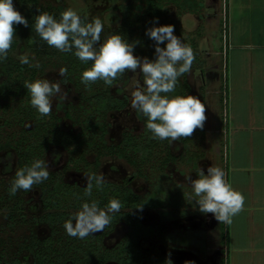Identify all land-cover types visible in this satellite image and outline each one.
<instances>
[{
	"label": "trees",
	"instance_id": "16d2710c",
	"mask_svg": "<svg viewBox=\"0 0 264 264\" xmlns=\"http://www.w3.org/2000/svg\"><path fill=\"white\" fill-rule=\"evenodd\" d=\"M109 1L122 15V20L118 24L106 22L102 12L93 7L90 9L94 11L80 13V15L86 20L96 16L102 19L104 27L101 32V42L107 35L119 32L129 42L139 41L134 49L141 56L149 58L153 55L154 42L145 34V28L151 26L153 17L159 18L158 23H172L175 26V34L188 43V38L180 32L184 30L181 17L185 13H194L203 17V8L206 5L205 0ZM13 3L29 20V24L28 26L14 25L16 36L7 58L0 62V162L2 161L5 172H10L6 181L0 178L2 188L0 209H4L7 213L6 216L2 214L4 220L0 224V264H67V261H71L70 264H102L101 262L105 259L113 258V255L107 250H100V239L93 236L83 239L69 236L63 228L64 221L77 210L80 204L77 197L89 199L83 196V187L86 184L67 180L66 172L68 170L97 172L101 159L107 155L126 158L128 162L138 167L135 171L136 175L150 181L151 190L147 193L149 196L140 197L128 186L115 185L108 181L103 190L94 188L91 197L97 199L101 206L107 203L109 198L120 199L122 208L113 214L110 225L123 217L132 220L137 217L135 225L132 224L134 235L131 232L127 241L133 250L136 247V241L142 235L152 239L159 234L153 226L139 222L141 210L137 205L157 206L159 204L157 197L161 193V181L170 179L166 168L169 163L178 161L180 157L176 156L171 149L179 147V144L175 145L173 142L170 144L166 139H153L149 130L144 127L145 117L139 113L137 116L143 124L140 133L133 134L129 133L130 130H126L127 134L124 135L121 144L116 146L108 142L106 136L110 126L109 114L115 110H122L129 102L127 93L122 87L117 86L128 82L129 71L115 80L111 86L98 80L85 87L80 81V74L88 65L82 64L70 52H61L49 46L33 27L38 10L47 11L58 17L59 13L69 6L62 2H45L44 0H13ZM220 23L222 25V22ZM192 34L191 31L193 43L190 45L195 54L192 68L197 67L203 70L200 48L195 47V34H193L194 37ZM23 53H27L30 59L34 56L39 60L40 67L21 64L18 55ZM224 63L226 77L222 81V88L225 80L229 91L226 56ZM60 66H66L68 69L67 83L60 79L67 89L75 94V98L59 99L48 115L41 116L30 105L29 94L23 81L44 78L47 70L59 69ZM188 74L189 72L178 78L176 91L171 94H190L192 83ZM66 120L69 121V126L64 125ZM179 140L182 141L184 152L189 153L187 160H193L196 165L197 158L203 153L198 154L190 149V143L193 141L192 134L181 137ZM62 155L63 157L65 155L64 159H61ZM35 157L44 158L47 161L48 179L33 185L28 191L19 190L15 195L10 196L8 186L15 170L30 163ZM59 162H62L61 166L57 164ZM227 167L224 166L226 175ZM167 194H171L170 191ZM177 194L185 196L186 192H177ZM41 228L45 231H41ZM228 240L229 223L222 222L219 242L227 247L226 264L228 263ZM193 242L197 246L196 238ZM151 254V259L157 264L159 260L155 250H151Z\"/></svg>",
	"mask_w": 264,
	"mask_h": 264
},
{
	"label": "clouds",
	"instance_id": "9594fccd",
	"mask_svg": "<svg viewBox=\"0 0 264 264\" xmlns=\"http://www.w3.org/2000/svg\"><path fill=\"white\" fill-rule=\"evenodd\" d=\"M103 0H97L102 3ZM153 17L145 34L154 42L152 58L134 55L135 42H129L119 32L107 35L101 42L104 22L99 16L86 20L73 7L63 9L59 16L47 11H37L33 27L40 38L49 46L61 52L72 53L82 64L88 65L80 74V81L88 87L102 80L105 85H113L123 74L131 71L129 84V108L143 117L153 139L168 140L171 144L181 137L191 136L194 129L203 128L205 104L193 94H171L176 91L178 78L192 69L195 59L193 48L174 32L172 23H158ZM190 21V22H189ZM196 19L185 16L183 27L191 31ZM29 20L14 6L13 0H0V62L4 61L14 40V25L28 26ZM163 45V46H162ZM21 64L40 67V61L29 58L27 53L19 54ZM89 61L91 63L89 64ZM64 83H67L68 69L60 66L56 70ZM29 94V103L41 116L52 110L53 98L66 99L68 92L62 90L61 80L48 78L24 80ZM195 177L185 175L191 191L187 200L194 202L201 213H212L224 223H231L232 217L243 207L244 195L227 180L225 170L218 164H210L206 171L196 169ZM86 185L76 211L63 223L67 235L83 239L96 232H103L113 220V214L122 208L119 198H109L103 206L92 197L94 188L103 190L108 182L102 172L83 171ZM49 177L48 163L44 158L35 157L30 163L18 167L8 186L10 196L19 190L28 191ZM138 208L142 207L137 205ZM0 214L7 215L4 209ZM184 264H194L186 260Z\"/></svg>",
	"mask_w": 264,
	"mask_h": 264
},
{
	"label": "rangeland",
	"instance_id": "374dc122",
	"mask_svg": "<svg viewBox=\"0 0 264 264\" xmlns=\"http://www.w3.org/2000/svg\"><path fill=\"white\" fill-rule=\"evenodd\" d=\"M45 2L54 3H65L69 7H73L80 13H85L91 10L90 8L101 11L106 22L110 24H118L122 20V15L120 11L110 4L109 0H103L102 3H97V0H44ZM205 7L203 8V17L194 13H185L181 17V23L183 26L184 18L186 15L194 17L197 21L196 26L193 30L192 37L195 38V47L200 48L201 57L203 59V70L194 67L189 71V80L192 83V91L190 94L199 96L202 102L205 104V115L206 119L204 121V127L194 129L192 133V143L190 144V149L192 152L203 155H198L197 158L198 167L206 168L210 164H218L224 170L223 165V123H222V81H223V67H224V57L223 51L221 53V47H223V37H222V27L221 23L219 26V19L223 17L224 0H205ZM202 5V4H201ZM178 11V10H176ZM202 11V9H201ZM190 22V21H189ZM178 25V23H177ZM184 28V27H183ZM191 31L184 28V36L188 38V44L193 43V38L191 39ZM218 50V51H217ZM134 55H140V53L134 49ZM143 57V56H141ZM222 64V67H221ZM58 69L47 70L45 77L50 81L61 80L57 71ZM132 75L129 70V79L126 84H119L117 86L122 87L125 93L129 97L128 88L130 76ZM62 90L68 92L69 99H74L75 94L67 89V86L61 81ZM60 98L54 97L52 107L56 105ZM61 113V112H60ZM67 121V120H66ZM109 135L108 139L111 142H115L120 139L123 130H130L133 132L141 131L143 124L137 116V112L129 108V102L127 107L122 110H115L109 114ZM65 122V121H64ZM65 126H69V121L64 123ZM65 156V155H64ZM63 158V155H62ZM62 162L57 163L61 165ZM53 166V165H52ZM53 167H56L55 165ZM170 171L174 173L175 180L179 184V188L189 194L191 191L190 185L185 181V175L189 174L192 177L197 175L196 169L193 168V161H187L183 158L175 165L170 166ZM135 167L127 162L126 159L117 158L115 156L105 157L102 162L101 172L104 174L105 178H110L114 180L121 181L133 174ZM10 172H5L4 165L2 161L0 162V178L3 181L8 179ZM76 177V176H75ZM146 178L136 177L134 180L135 187L139 191H146L149 187V180ZM166 186L172 187L168 183ZM0 186V190H1ZM179 189V190H180ZM187 196V195H186ZM185 196V198H186ZM36 199V196H35ZM189 211L186 217L179 216L177 220L173 219L167 222L166 230H177L179 231V237L190 243L191 239L197 238L199 245L201 247L195 248L197 253H193L190 248H194V244L184 247L180 251V255H183L184 262L186 260L194 261V264H206L204 260L214 262L212 253L217 256L219 247V234H218V221L213 217L212 213H201L195 206L194 202L191 204L186 201L182 205V209ZM177 210H180L177 208ZM158 211L157 209L148 210L146 212L147 220L152 222L158 221ZM4 218L0 214V224L3 222ZM196 226L193 223H198ZM202 225V226H201ZM187 228V229H186ZM45 231L44 228L40 229ZM193 230V233L192 231ZM196 230V232H194ZM172 243H168L165 247H170L166 250L165 255L171 256L174 254V249H172ZM222 254V252H221ZM191 256V257H190ZM170 258V257H169ZM200 259V262H198ZM217 262V258H215ZM178 264V263H177ZM182 264V263H179ZM184 264V263H183ZM228 264V263H227Z\"/></svg>",
	"mask_w": 264,
	"mask_h": 264
},
{
	"label": "crops",
	"instance_id": "0c3cea01",
	"mask_svg": "<svg viewBox=\"0 0 264 264\" xmlns=\"http://www.w3.org/2000/svg\"><path fill=\"white\" fill-rule=\"evenodd\" d=\"M227 3V177L244 195L229 223L228 264H264V0Z\"/></svg>",
	"mask_w": 264,
	"mask_h": 264
},
{
	"label": "flooded vegetation",
	"instance_id": "af4514ba",
	"mask_svg": "<svg viewBox=\"0 0 264 264\" xmlns=\"http://www.w3.org/2000/svg\"><path fill=\"white\" fill-rule=\"evenodd\" d=\"M127 107V106H126ZM124 109V108H123ZM129 133H133V134H138L140 133V131L138 132H133L130 131ZM127 134L126 130L122 131V135L120 137L119 140L115 141V142H111L108 139V135H109V131L108 134L106 136L108 142L110 143H114L116 146L121 144L123 141V137L124 135ZM173 143L175 145L179 144V147L177 146L176 148L171 149V151L177 156L179 157V160H175V162H171L169 163V165L166 168V171L170 174V179H164L163 181H161L162 185H161V193L158 194V202L159 204L157 206H151V205H145L142 206L138 209L141 210V213L138 217V220L140 223L144 224V225H149V226H153L155 228V230L157 231V233H159L158 235H155L154 238H150L149 236L146 235H142V237L138 238V240L136 241V247L132 250L130 247V244H127V241L129 240V236L130 233L134 232V228L133 225H135L136 221H137V217L134 218V220L132 219H127V218H120L118 220L115 221L114 224L112 225H107L104 229L103 232H96L93 233L92 235L89 236H93V238H97L100 239L101 241V251L103 250H107L110 253H112L113 258L111 259H105L103 262H101L102 264H132V263H137V264H155L154 260L151 259V250H155L156 253V257L158 258L159 262H157V264H179V263H184V256L180 255V251L178 250H182L184 247H187L188 245L190 246L191 244H194L195 242H193L194 239L190 240V243L183 241L180 237H179V231L177 230H166L167 228V222L172 221L173 219L177 220L179 216L182 217H186V214H189V211H186L185 208L182 209V205H184L186 203L187 200V194L185 196L177 194V192L182 193L183 190H181L179 188V184H177L176 180H175V176L174 173L170 171V166H174L180 161V159L182 160L183 158H186L187 160V156L189 153H185L183 150V145H182V141L175 140L173 141ZM191 144V143H190ZM184 155L183 157L181 155ZM109 156H115L117 158H122V159H126L117 155H107L105 157H109ZM65 157V156H64ZM61 158V159H64ZM103 157L101 159V163L98 167L97 172H101V167H102V162L103 159L105 158ZM127 160V159H126ZM188 161V160H187ZM193 161V160H190ZM128 162V160H127ZM194 162V161H193ZM60 163V162H59ZM130 163V162H128ZM131 165H133L132 163H130ZM61 166V165H59ZM135 167V170L133 172V174L121 181L118 180H114V179H110V178H106V180H108L109 182L114 183L115 185H120V186H128L132 192L137 193L138 196L140 197H145V196H149L147 193L150 192L151 187H150V183H149V187L147 188L146 191H139L134 184V180L136 177H141L144 178L140 175H136L135 171L137 170V166L133 165ZM193 168L197 169L198 168V163L196 162V165H194L193 163ZM66 179L69 181H73V182H77L80 184H86V180L83 176V172H77V171H67L66 172ZM76 176V177H75ZM147 180V179H146ZM144 179V181H146ZM147 182V181H146ZM168 183H170L171 185L173 184L172 187H168L166 186ZM180 189V190H179ZM170 191L171 194H167V192ZM189 204H191L192 202H189ZM180 209V210H177ZM131 209V208H129ZM152 209H157L158 211V221L152 222L150 220H147L146 218V212L148 210H152ZM221 223L218 221V234H220V230H221ZM194 225L198 226V223H193ZM198 224V225H197ZM200 226V225H199ZM202 226V225H201ZM187 229V228H186ZM193 233V230H191ZM194 232H196V230H194ZM134 235V233H133ZM95 236V237H94ZM197 239V238H196ZM168 243H172V249H174V254L171 256H166V250L170 247H165L166 244ZM94 244V243H93ZM201 247L199 245V243H197V246L194 245L192 247L194 248H190L193 253H197V251L195 250L196 247ZM218 251L219 253H217V256L214 255L212 253V258L214 260V262L211 261H206V264H226V249L225 246L223 245V243L220 242V246L218 247ZM222 252V254H221ZM191 257V256H190ZM100 257H98L99 259ZM215 258H217V262L215 261ZM223 261V262H222ZM198 262H200V259H198ZM67 264H70L71 261H67Z\"/></svg>",
	"mask_w": 264,
	"mask_h": 264
},
{
	"label": "built area",
	"instance_id": "2783aa9c",
	"mask_svg": "<svg viewBox=\"0 0 264 264\" xmlns=\"http://www.w3.org/2000/svg\"><path fill=\"white\" fill-rule=\"evenodd\" d=\"M222 25H221V29H222V37H223V57L225 58L226 55V50L228 48V33H229V18H228V3L227 0H224V8H223V17L221 19ZM224 71H223V79H225L226 77V70H225V63H224V67H223ZM228 105H229V91L227 89V85L225 83L224 80V85L222 88V123H223V129H222V133H223V148H222V156H223V165L227 166V162H228V144H227V128H226V123L228 122ZM226 173V171H225ZM226 178L228 179L227 175ZM227 247L225 246V249Z\"/></svg>",
	"mask_w": 264,
	"mask_h": 264
}]
</instances>
